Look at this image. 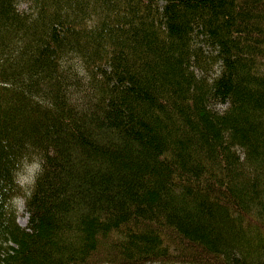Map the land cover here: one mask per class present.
<instances>
[{
    "label": "trees",
    "instance_id": "16d2710c",
    "mask_svg": "<svg viewBox=\"0 0 264 264\" xmlns=\"http://www.w3.org/2000/svg\"><path fill=\"white\" fill-rule=\"evenodd\" d=\"M0 264H264V0H0Z\"/></svg>",
    "mask_w": 264,
    "mask_h": 264
},
{
    "label": "rangeland",
    "instance_id": "374dc122",
    "mask_svg": "<svg viewBox=\"0 0 264 264\" xmlns=\"http://www.w3.org/2000/svg\"><path fill=\"white\" fill-rule=\"evenodd\" d=\"M21 6H22V7L24 6L23 3H21ZM30 170H31V169H30ZM30 170H29V169L26 170V168L23 169V171H24V176L20 178V181H21V182L19 181V183L21 184V186H25V187H27L26 185H24V183H26V184L28 185V187H30L31 182H30L28 179H26L27 177H29L30 175L32 176V174H33V171L30 172ZM33 170H34V169H33ZM28 187H27V188H28ZM17 207H18V222H19L22 226H24L25 223H26V220H27V213H26L25 210H24V200H23V199H20V200H19V202H18V204H17Z\"/></svg>",
    "mask_w": 264,
    "mask_h": 264
},
{
    "label": "clouds",
    "instance_id": "9594fccd",
    "mask_svg": "<svg viewBox=\"0 0 264 264\" xmlns=\"http://www.w3.org/2000/svg\"><path fill=\"white\" fill-rule=\"evenodd\" d=\"M33 168H39V165L37 164V165H33ZM26 179H28L30 182H33L34 181V176H29V177H27Z\"/></svg>",
    "mask_w": 264,
    "mask_h": 264
}]
</instances>
